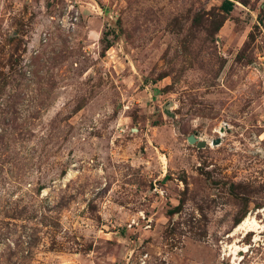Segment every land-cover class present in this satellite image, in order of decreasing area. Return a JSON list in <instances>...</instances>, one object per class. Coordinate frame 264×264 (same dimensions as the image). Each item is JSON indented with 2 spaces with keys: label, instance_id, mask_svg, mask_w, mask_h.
Segmentation results:
<instances>
[{
  "label": "rangeland",
  "instance_id": "rangeland-1",
  "mask_svg": "<svg viewBox=\"0 0 264 264\" xmlns=\"http://www.w3.org/2000/svg\"><path fill=\"white\" fill-rule=\"evenodd\" d=\"M263 209L264 0H0V264H264Z\"/></svg>",
  "mask_w": 264,
  "mask_h": 264
},
{
  "label": "bare ground",
  "instance_id": "bare-ground-1",
  "mask_svg": "<svg viewBox=\"0 0 264 264\" xmlns=\"http://www.w3.org/2000/svg\"><path fill=\"white\" fill-rule=\"evenodd\" d=\"M218 130V129H217ZM224 129H219L218 132L220 134H223ZM264 212V209L262 210ZM262 226L259 224V222L256 220V218L252 215L246 216L231 232V236H236L238 233L242 234L243 237L248 235L249 233H254L255 238H258V235L262 232ZM239 247L237 245H232L229 247V250L232 251L231 254L236 256L237 251Z\"/></svg>",
  "mask_w": 264,
  "mask_h": 264
},
{
  "label": "water",
  "instance_id": "water-1",
  "mask_svg": "<svg viewBox=\"0 0 264 264\" xmlns=\"http://www.w3.org/2000/svg\"><path fill=\"white\" fill-rule=\"evenodd\" d=\"M187 141H188L190 144H196V146H197L198 148H203V147H205V146L207 145L206 142H204V141H199V140H198L195 136H193V135L189 136V137L187 138ZM219 143H220L219 139H216L215 141L212 142V145H217V144H219Z\"/></svg>",
  "mask_w": 264,
  "mask_h": 264
},
{
  "label": "trees",
  "instance_id": "trees-1",
  "mask_svg": "<svg viewBox=\"0 0 264 264\" xmlns=\"http://www.w3.org/2000/svg\"><path fill=\"white\" fill-rule=\"evenodd\" d=\"M232 8H233V6H232V4L231 3H228V2H224L223 4H222V10L224 11V12H230L231 10H232Z\"/></svg>",
  "mask_w": 264,
  "mask_h": 264
},
{
  "label": "built area",
  "instance_id": "built-area-1",
  "mask_svg": "<svg viewBox=\"0 0 264 264\" xmlns=\"http://www.w3.org/2000/svg\"><path fill=\"white\" fill-rule=\"evenodd\" d=\"M145 259H146V258H145ZM145 259H144V258H140L138 264H145V263H146ZM131 264H132V263H131Z\"/></svg>",
  "mask_w": 264,
  "mask_h": 264
}]
</instances>
